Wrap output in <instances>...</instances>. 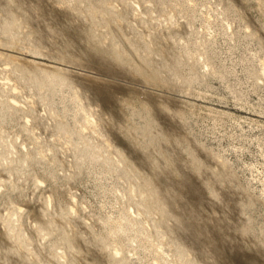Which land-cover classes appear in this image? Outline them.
I'll list each match as a JSON object with an SVG mask.
<instances>
[{"label": "rangeland", "instance_id": "rangeland-1", "mask_svg": "<svg viewBox=\"0 0 264 264\" xmlns=\"http://www.w3.org/2000/svg\"><path fill=\"white\" fill-rule=\"evenodd\" d=\"M0 264H264V0H0Z\"/></svg>", "mask_w": 264, "mask_h": 264}]
</instances>
